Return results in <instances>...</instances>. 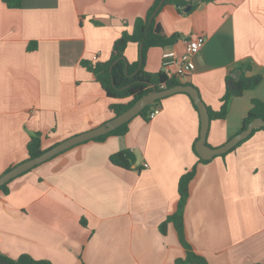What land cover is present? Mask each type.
I'll use <instances>...</instances> for the list:
<instances>
[{"label": "crops", "instance_id": "1", "mask_svg": "<svg viewBox=\"0 0 264 264\" xmlns=\"http://www.w3.org/2000/svg\"><path fill=\"white\" fill-rule=\"evenodd\" d=\"M186 1L189 10L161 2L154 12L164 33L177 37L148 50L146 70H162L164 51L181 53L203 34L195 70L182 82L194 84L207 105L220 108L225 76L237 67L263 76L231 98L226 118L211 120L207 143L216 147L240 130L253 98L264 101V0ZM156 2L22 0L11 8L0 0V176L29 158L33 133L47 149L113 118L111 104L131 100L110 97L89 66L108 61L115 40ZM140 51L130 42L127 62L137 63ZM158 107L153 119L135 116L124 135L77 144L13 178L8 193L0 191V251L52 264H179L187 250L177 227L161 225L177 211L180 177L197 164L185 239L209 264H264V130L200 162V114L191 98L178 92ZM126 148L137 156L131 168L110 160Z\"/></svg>", "mask_w": 264, "mask_h": 264}, {"label": "trees", "instance_id": "2", "mask_svg": "<svg viewBox=\"0 0 264 264\" xmlns=\"http://www.w3.org/2000/svg\"><path fill=\"white\" fill-rule=\"evenodd\" d=\"M210 1H214V0H210ZM3 2H5L11 8H19L22 5V0H3ZM161 2L163 4H173L178 8L179 11H183L189 5V3L186 0H157L155 5L151 7V9L149 10V12L145 17H138L135 20L132 31L124 30L121 33V35L115 40L112 48L111 57L108 61L96 62L89 66V69L95 74L97 80L101 83L102 87L105 89L106 93L110 97H115V98L131 97V100L128 102H119L110 105V108L114 112L115 116L121 114L122 112L130 108L141 96L152 91L154 87L160 90L166 87H171L179 83L192 84L191 82H182L176 78L169 77L163 70L152 72L145 69L148 50L153 46H165L167 44H171L175 41L177 37V35L167 36L164 33L162 26L160 24H156L155 22L156 17L155 16L153 17V14ZM130 42H136L139 45H142L140 51V59L135 64H129L125 58V50ZM247 69H250V66H247L246 68H244L243 66H239L225 76V93L221 98L220 108L215 110L208 105L211 120L226 118L228 114V105L231 98L243 95L245 91L254 89L262 82L263 76L261 74L247 75L246 74ZM186 94L191 98L196 109L198 110V107L196 106L192 97L188 93ZM162 99L163 98L158 99L154 103L147 105L138 115L143 116L146 120H150L149 118L150 112L154 108L159 106V103ZM256 117L264 118V101L259 98L252 99V106L247 116L244 118L240 130L245 128L249 124V122H251ZM130 122L131 120L122 124L121 126L117 127L111 132L97 136L92 140L102 141L105 140L110 135H124L129 130ZM200 128H201V122H200ZM258 130H264V128L261 127L255 129L248 138H250ZM199 136H200V130H199V135L195 140V145ZM248 138L239 142L234 148H232L228 152L235 150ZM195 145H194V149L199 158V161L200 162L210 161V159L209 160L203 159L198 155ZM45 150L46 149H43L42 147L41 133L39 132L33 133L28 142L29 158L38 156L41 153H43ZM228 152L221 155H225ZM110 160L115 165L124 168H131L134 164H136L137 156L132 149L126 148L113 153L110 156ZM11 168L12 167L8 168L6 171H8ZM137 169H141L140 165H137ZM196 170H197V164H195L189 170L184 172L180 177L179 186H178L179 203H178L177 211L174 214L169 215L168 218L161 225V229L164 232L166 231L167 224L170 221H173L177 227L180 239L187 250L186 257L178 259L177 262L179 264H209L205 257L197 254L192 249L191 245L185 239L183 232L184 208L187 199L189 197V185L191 180L195 176ZM9 182L2 185L0 187V191H4V193H8ZM0 259L15 264H52L50 261L45 259H35L29 254H22L17 259L14 260L4 255L1 251H0ZM252 264H263V263H252Z\"/></svg>", "mask_w": 264, "mask_h": 264}, {"label": "water", "instance_id": "3", "mask_svg": "<svg viewBox=\"0 0 264 264\" xmlns=\"http://www.w3.org/2000/svg\"><path fill=\"white\" fill-rule=\"evenodd\" d=\"M190 6L186 8L189 10ZM142 47V45H140ZM112 69V66H111ZM127 70V68H126ZM185 92L188 93L192 99L194 100L196 106L198 107L200 114V136L196 141V151L198 155L203 159H212L217 155L224 154L234 148L239 142L248 138L255 129L264 128V118L256 117L249 124L241 129L239 132L230 137L225 143L222 145L213 147L207 143V135L210 126V113L208 109V105L203 100L200 95L198 88L193 84L179 83L173 85L171 87H166L163 89H154L143 96H141L130 108L125 110L119 115L114 116L113 118L107 120L101 125L89 129L87 131L72 135L55 145L47 148L43 153L38 156L27 158L26 160L16 164L11 169L6 171L0 176V187L13 178L23 174L24 172L34 168L35 166L53 158L54 156L62 153L63 151L77 145L83 143L85 141L91 140L97 136L104 135L106 133L111 132L122 124L132 120L135 116H137L147 105L154 103L156 100L164 98L166 96L178 93ZM0 263L2 264H15L9 261H5L0 259Z\"/></svg>", "mask_w": 264, "mask_h": 264}, {"label": "built area", "instance_id": "4", "mask_svg": "<svg viewBox=\"0 0 264 264\" xmlns=\"http://www.w3.org/2000/svg\"><path fill=\"white\" fill-rule=\"evenodd\" d=\"M206 36L199 34L194 38L185 41L184 50L178 53L176 50H166L162 55V70L169 76L184 81L191 76L195 70V56L200 52L206 43ZM98 55L92 57L93 60H98ZM160 108H154L149 118L153 119L159 113ZM148 163H145V167Z\"/></svg>", "mask_w": 264, "mask_h": 264}]
</instances>
